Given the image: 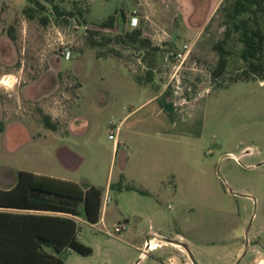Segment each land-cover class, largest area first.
Segmentation results:
<instances>
[{
	"label": "rangeland",
	"instance_id": "obj_1",
	"mask_svg": "<svg viewBox=\"0 0 264 264\" xmlns=\"http://www.w3.org/2000/svg\"><path fill=\"white\" fill-rule=\"evenodd\" d=\"M73 1L56 0L65 8ZM79 1L88 5V23L117 13L119 31L143 28L161 49L155 55L142 53L141 60L139 50L116 45L121 58H97L96 49L85 44L81 18L51 15L43 25L23 15L28 0H0V101L27 121L31 132H40L31 143L15 136L19 146L14 151L0 140V187L8 184L5 172L25 170L93 185L102 197L110 196L101 209L102 222L77 221V239L92 253L65 250L63 264H152L148 251L141 254L154 230L170 238L185 234L198 245L192 254L203 264L235 263L238 259L231 263L227 255L237 242L243 243L242 252L248 246L262 252L248 251L247 261L264 255V80L219 88L210 81L208 69L217 60L211 45L223 31L216 12L222 0ZM121 10L128 14L126 25ZM230 44L240 46L234 40ZM151 64L152 81L146 82ZM159 94L172 117L171 130L156 135L126 123L120 137L115 132V139L109 138L110 128L116 129L128 112L148 113V100ZM57 109L65 114L54 122L62 128L54 133L42 116L56 117ZM68 116L88 120L89 130L81 134L75 126L66 131ZM63 145L80 161L66 167ZM140 165L157 169L149 192L136 182L148 178ZM123 223L126 229L115 232ZM238 227L243 238L231 240ZM169 247V254L176 253V246ZM177 259L193 264L184 256Z\"/></svg>",
	"mask_w": 264,
	"mask_h": 264
},
{
	"label": "trees",
	"instance_id": "obj_2",
	"mask_svg": "<svg viewBox=\"0 0 264 264\" xmlns=\"http://www.w3.org/2000/svg\"><path fill=\"white\" fill-rule=\"evenodd\" d=\"M80 3L74 0L71 8H65L56 0H28L22 13L43 25L51 15L64 20L81 18V24H86L85 44L96 49L97 58H121L116 45L144 55L160 51L161 47L151 41L143 28L125 26L119 31L117 13L88 23L84 16L88 5L83 7ZM216 12L223 31L222 37L211 45L217 55L215 65L208 69L214 88L237 81L264 80V0H222ZM120 16L126 25L128 14L121 10ZM9 35L14 38L11 31ZM232 40L239 43L238 49L230 44ZM143 54L141 60H145ZM146 75V82H151L152 64L148 65ZM134 78L142 84L139 75ZM165 96L169 98L168 91ZM42 121L55 129L56 123L48 115H43ZM117 187L122 185L118 183ZM125 188L138 189L134 185ZM100 198L101 190L93 185L83 188L71 180L19 170L14 186L0 188V264H63L60 254L65 250L90 255L92 249L77 239L76 217L81 216L88 223L97 222Z\"/></svg>",
	"mask_w": 264,
	"mask_h": 264
},
{
	"label": "crops",
	"instance_id": "obj_3",
	"mask_svg": "<svg viewBox=\"0 0 264 264\" xmlns=\"http://www.w3.org/2000/svg\"><path fill=\"white\" fill-rule=\"evenodd\" d=\"M75 76L76 74L73 73ZM262 83V82H260ZM39 85H33V88H37ZM26 93V91H24ZM152 100V107L150 109V111L144 115L138 114L135 109L132 110L131 112H128L120 121L119 125H117L116 127V133L119 135L118 137H120L121 134V130H120V126L124 125L126 123H128V127L132 128L135 131H152L155 132L156 135H161L162 133H166L167 131L171 130V128L173 127L172 124V117L170 114H168L165 110L167 109V107L162 103V99L160 94L158 95V97H154L149 99L148 101ZM154 102V103H153ZM56 117H52V121L53 122H61L62 119L64 118V114L63 111H60L59 109H57L55 111ZM63 114V115H61ZM50 116V115H48ZM76 118V117H75ZM70 119V116L67 117L66 121H65V129L66 131H71L73 127L77 126L78 130H80V133L83 134L85 132H87L89 130V121L88 120H84V119ZM56 124L55 129H50L48 128L45 124V127L47 129H49L50 131L57 133L61 131V127L59 126V124ZM31 125L26 121H24V119L19 118L17 116H13V112H11V109L8 108V110H6L5 104L2 103L0 101V140L2 143H5L9 146V149H11L12 151H14L15 147L17 148L19 145H16V141L15 140V136L17 135H23L26 136L28 139V142H34L35 140V135H39L40 132H31L30 130ZM114 128V127H113ZM115 129V128H114ZM128 136V134L126 135ZM115 139V138H114ZM118 139V138H117ZM116 139V140H117ZM114 141V143H118L120 140L118 139L117 141ZM61 152H62V162L64 163V165H67L66 167H70L73 166L74 163H76L77 161H80V159L74 154L72 153V151L70 150V148L66 145H63L61 147ZM80 162H78L79 164ZM122 169H125V163L123 161L122 165H121ZM139 171H141V173L146 174L148 176V178L146 177V181L147 182H141V180H136V182L138 183V185H141L143 188H146V191H150V186L148 184V182H152L157 180V177H153L154 174H156V167L150 168V167H145L144 169L141 167V165L138 167ZM19 171V170H18ZM17 172H12V173H6V175H4V177L6 178L8 184L4 187H0L2 189H9L12 186H14V184L16 183V179H17ZM152 175V176H151ZM61 179H65L68 180L67 178L64 177H60ZM135 181V180H134ZM77 183V182H76ZM80 185V184H79ZM109 184V187H111ZM81 186V185H80ZM90 185H87L83 188H86ZM100 208V214H99V219L97 222L95 223H89L91 225H96L99 222H102V212H101ZM78 220H82L87 222L83 217L78 216L76 217V221ZM88 223V222H87ZM121 225H124V229H126V224L123 223ZM121 229V230H124ZM120 230V231H121ZM119 231V232H120ZM118 232V233H119ZM243 229L241 227H238L237 230L235 229V232L231 235V240H238L240 238H243ZM148 239L152 240L153 244H157V247L155 249H153L152 251H148L151 256L153 257V263L152 264H187V262L183 263V262H179V260L177 258H179V256H184L185 260H191L188 256V252L187 250H189L191 253L194 250V248H197L198 245H196L190 238H188L185 234L181 233V232H177L175 233L174 236L170 237H166L163 234H161L158 230H154L153 231V235H150V237H147L143 243L148 242ZM177 241L183 242L186 244V248L181 245L180 243H178ZM248 244V242H247ZM169 246H176L175 250L176 253L174 254H169L168 251L170 249H172V247ZM136 249H138V247H135ZM158 249H164L159 253H154L155 251H157ZM252 251V250H256L255 246H248V249L246 252H242L243 251V243L239 244L238 242L234 244L233 250H231L227 257L230 258V261L232 263V261H234L235 259H238L235 263L233 264H264V255H260L258 258L255 259H249L248 261L245 260L246 257V253L248 251ZM257 252H259L258 250H256ZM260 254L262 252H259ZM142 256H144L145 254L142 253ZM193 255V254H192ZM178 260V261H177ZM196 262L198 264H203L202 262H198L196 260ZM136 264V263H135ZM227 264H230L227 263Z\"/></svg>",
	"mask_w": 264,
	"mask_h": 264
},
{
	"label": "built area",
	"instance_id": "obj_4",
	"mask_svg": "<svg viewBox=\"0 0 264 264\" xmlns=\"http://www.w3.org/2000/svg\"><path fill=\"white\" fill-rule=\"evenodd\" d=\"M66 55V58L69 56V51L66 50V52H64ZM178 56H180V54H178ZM115 132L116 129H114L113 127L110 128V133H109V138L110 139H114L115 138ZM110 201V196L109 195H104L103 197L101 196L100 198V208L104 207L108 202ZM121 229H124V225H116L114 228L115 232H119ZM157 247V244H153L151 239H148V242L145 243V247H144V254L146 253V251H152L153 249H155Z\"/></svg>",
	"mask_w": 264,
	"mask_h": 264
},
{
	"label": "water",
	"instance_id": "obj_5",
	"mask_svg": "<svg viewBox=\"0 0 264 264\" xmlns=\"http://www.w3.org/2000/svg\"><path fill=\"white\" fill-rule=\"evenodd\" d=\"M230 192H231V193H234L233 191H230ZM177 242L180 243L181 245H183V246L186 248V244H185V243L180 242V241H177ZM186 249H187V248H186ZM187 252H188V256H189V258L191 259L192 263H193V264H198V263L196 262L194 256L192 255V253H191L189 250H187Z\"/></svg>",
	"mask_w": 264,
	"mask_h": 264
}]
</instances>
